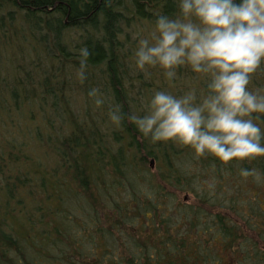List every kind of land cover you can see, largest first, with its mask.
<instances>
[{
	"label": "trees",
	"instance_id": "trees-1",
	"mask_svg": "<svg viewBox=\"0 0 264 264\" xmlns=\"http://www.w3.org/2000/svg\"><path fill=\"white\" fill-rule=\"evenodd\" d=\"M177 11L176 0H0V264H264V176L239 174H264V157L197 156L127 120L155 89L204 86L186 68L169 84L135 67L136 34Z\"/></svg>",
	"mask_w": 264,
	"mask_h": 264
},
{
	"label": "clouds",
	"instance_id": "clouds-1",
	"mask_svg": "<svg viewBox=\"0 0 264 264\" xmlns=\"http://www.w3.org/2000/svg\"><path fill=\"white\" fill-rule=\"evenodd\" d=\"M176 7L172 16L158 14L147 34H136L135 67L159 68L169 84L186 68L204 86L178 94L155 89L142 113L127 120L152 142L173 140L197 156L223 163L264 157V86L253 85L264 65V0H176ZM77 52L82 82L91 52L86 45ZM87 95L98 107L105 103L96 87ZM108 116L116 126L125 119L118 105ZM239 174L257 183L264 176L251 168Z\"/></svg>",
	"mask_w": 264,
	"mask_h": 264
},
{
	"label": "rangeland",
	"instance_id": "rangeland-1",
	"mask_svg": "<svg viewBox=\"0 0 264 264\" xmlns=\"http://www.w3.org/2000/svg\"><path fill=\"white\" fill-rule=\"evenodd\" d=\"M0 48H1V47H0ZM7 115H8V113L5 115V117H4L5 119H3L4 121H0V131H3V130H4L3 127L6 125V124H5V123H6L5 120H7V121L10 120V117H8ZM10 116H11V115H10ZM15 116H16V115H13V117H12L11 119L16 118ZM30 118H31V116H30ZM18 120H19V119H18ZM23 120H24V122H26V123L28 122L26 119H23ZM19 121H20V120H19ZM21 122H22V124L24 123L22 120H21ZM151 167H153V163H152Z\"/></svg>",
	"mask_w": 264,
	"mask_h": 264
},
{
	"label": "water",
	"instance_id": "water-1",
	"mask_svg": "<svg viewBox=\"0 0 264 264\" xmlns=\"http://www.w3.org/2000/svg\"><path fill=\"white\" fill-rule=\"evenodd\" d=\"M150 165H152V160H150Z\"/></svg>",
	"mask_w": 264,
	"mask_h": 264
}]
</instances>
